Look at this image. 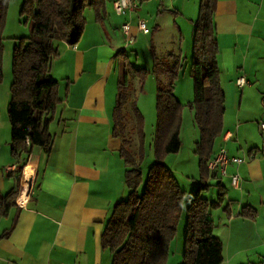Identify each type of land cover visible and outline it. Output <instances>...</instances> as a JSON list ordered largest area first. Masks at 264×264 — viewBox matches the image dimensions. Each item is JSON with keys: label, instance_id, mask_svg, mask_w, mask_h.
I'll return each mask as SVG.
<instances>
[{"label": "crops", "instance_id": "obj_1", "mask_svg": "<svg viewBox=\"0 0 264 264\" xmlns=\"http://www.w3.org/2000/svg\"><path fill=\"white\" fill-rule=\"evenodd\" d=\"M155 1L157 7L151 4L153 0H140L136 12L128 17L115 14L112 0H108L101 19H96L93 9L92 15L83 13L84 31L74 46L60 42L51 65L61 98L50 114L51 150L33 146L16 156L11 148L7 160L0 151V200L12 190L17 192L15 200L0 203V264H111V254L101 246V234L114 204L129 192L120 138L112 131L118 84L129 70L128 61H119L124 50L121 24L130 19V33L137 43L148 34L137 30L138 18L155 14L157 30L159 19L173 10L184 17L186 10L187 0ZM199 2L193 0L194 13L187 17L192 26ZM214 22L224 103L228 99L233 108L237 106V116L243 121L234 131L226 123L224 111L223 133L211 158L223 145L229 156L244 158L240 164L229 163L225 175L214 173L224 176L217 181L226 193L221 224L214 234L224 244L221 264H244L252 262L251 258L259 264L264 259V141L258 145L255 135L264 132L260 126L264 123L260 119L264 85L246 60L255 47L264 49V0H217ZM220 23H226L230 33L223 45L218 35L224 28ZM240 52L246 54L242 63L236 60ZM172 55L176 54H167L175 61ZM241 75L248 82L242 89L236 85ZM252 102L262 112L244 110ZM11 166L15 168L8 171ZM27 169L31 180L26 187ZM232 174L239 176L236 186Z\"/></svg>", "mask_w": 264, "mask_h": 264}, {"label": "trees", "instance_id": "obj_2", "mask_svg": "<svg viewBox=\"0 0 264 264\" xmlns=\"http://www.w3.org/2000/svg\"><path fill=\"white\" fill-rule=\"evenodd\" d=\"M108 0H23L22 11L31 20V32L15 46L12 57V82L7 115L10 124L11 148L14 155L28 153L33 146L49 152L53 135L48 129L50 114L60 103L59 82L51 74L52 60L58 55L57 46L65 42L74 46L84 27L86 8L93 9L101 19ZM217 0H200L194 22L191 76L194 97L189 103L199 130L195 143L198 156L199 181L189 203L184 208L186 191L164 163L166 155L177 153L181 147L180 128L184 104L174 95V81L183 67L180 55H172L175 62L169 67V81L157 82V126L154 139V162L144 178L141 169L145 149L143 118L135 100L131 108L135 115L136 152L131 151L125 136L126 123L123 104L131 90L125 72L118 84L116 104L112 112L113 135L120 138L127 198L117 201L101 234V246L111 254V264H167L170 244L176 235L177 224L186 213L182 264H221L223 243L214 234L215 225L210 211L222 205L223 186L218 182V201L201 195L215 177L208 168L217 139L223 133L224 91L220 85L218 68V40L214 14ZM9 0H0V83L2 81L3 30ZM139 82L146 70L135 69ZM28 141V143H27ZM12 190L4 200H15ZM242 211V215H245Z\"/></svg>", "mask_w": 264, "mask_h": 264}, {"label": "rangeland", "instance_id": "obj_3", "mask_svg": "<svg viewBox=\"0 0 264 264\" xmlns=\"http://www.w3.org/2000/svg\"><path fill=\"white\" fill-rule=\"evenodd\" d=\"M199 1L200 0H198V2ZM22 4L23 0H9L6 22L3 30V76L0 83V151L5 153L6 156H4L3 159L6 157V160L9 158L11 149V145L9 146L10 124L7 115V105L10 98V85L12 82L13 50L15 46L19 45L23 38L28 37L31 32V20L28 14L22 11ZM151 4L153 6L156 4L157 7V1L153 0ZM192 5L193 0L186 1L184 17L175 14V10L172 9L173 12H170V15L159 19L161 25L157 30H155L157 25L156 15L153 14L149 17L143 16L142 19L150 29V33L143 37L140 36L137 43H131V45L128 44L126 46L125 42H122L121 47H124V50L120 51L121 59L119 58V61L126 60L129 62L127 78L130 80V83H132L131 90L127 94L122 110L126 123L125 136L130 142L132 152H136L137 149V137L134 129L135 115L130 105L132 97L143 118L146 154L141 164V169L145 178L149 166L155 160L154 139L157 126V82L160 80L164 84H167L169 81L168 70L175 61L170 60L167 54L175 53L176 55L179 54L181 57L183 67L174 81V95L178 101L185 105L182 112L180 128L181 147L177 153L166 155L164 163L172 170L174 177L186 191L184 208H186L189 203L193 189L199 181L198 156L195 153V143L199 139V130L194 121V110L189 105L194 97V82L190 74L194 25H190L187 18L194 13V7ZM198 9L199 5L195 6L196 16H198ZM92 14V9L88 8L84 10L85 16ZM220 27H222L223 30H219L218 35L220 43L223 45L229 40L228 37L230 33L227 30L226 23H220ZM59 44L57 49L60 48L63 43ZM245 58L246 54L243 55L242 52L236 56V60L238 59L239 63H242ZM246 62L248 65L253 66L255 73L257 72L256 76L259 84L264 85V49L255 47L254 51L248 55ZM135 69L140 71L145 69L147 71L143 82H139V74ZM262 89H264V86H262ZM236 92H238L239 95L240 91L236 90ZM224 106L226 123H231L232 129L236 131V125L241 122V120L243 121L242 118L237 116L238 108L237 106L233 108L231 101L228 99L225 101ZM261 107H264V105ZM261 107L259 108L260 111ZM259 109L257 105H254L252 102L250 107L244 110L250 113H256ZM260 117L261 121L264 122V115ZM255 139L258 145H261V142L264 141V132H258L257 135H255ZM223 146L225 147V145ZM3 167L4 166H1V169H3ZM223 177L224 176L218 174L212 178L213 181L208 183L207 188L201 192V195L210 201H218L220 188L217 183L220 181H217V178ZM222 191L225 195V188H223ZM222 210L223 208L219 206L210 211V218L213 220L215 228L217 224H221L220 219ZM185 225L186 213L184 209L177 224L176 235L170 244L167 264H182ZM260 250H262V248H260ZM250 261L252 262H245L244 264H258L257 260H253L252 258ZM259 264H264V259H262Z\"/></svg>", "mask_w": 264, "mask_h": 264}, {"label": "built area", "instance_id": "obj_4", "mask_svg": "<svg viewBox=\"0 0 264 264\" xmlns=\"http://www.w3.org/2000/svg\"><path fill=\"white\" fill-rule=\"evenodd\" d=\"M140 4V0H112V6L114 9L115 14L120 16H128L130 17L131 14L136 12L138 6ZM137 30L142 32L143 34L149 33V28L146 23L141 19L138 18L136 22ZM131 29V22L130 19H126L121 24V30L124 34V42L127 46L134 42L135 37L130 33ZM247 80L244 75L239 76L236 78V85L242 89L246 84ZM261 128H264V123H262ZM28 143V141H27ZM244 162V158L237 157V156H229L227 154V150L224 147H220L214 156L208 162V168L213 173H219L220 175L226 174V168L229 163L240 164ZM15 166L9 167L7 170L12 171ZM231 182L233 185H237L239 176L238 174H232Z\"/></svg>", "mask_w": 264, "mask_h": 264}, {"label": "bare ground", "instance_id": "obj_5", "mask_svg": "<svg viewBox=\"0 0 264 264\" xmlns=\"http://www.w3.org/2000/svg\"><path fill=\"white\" fill-rule=\"evenodd\" d=\"M26 178H25V182H26V187L27 185L29 184L30 180H31V173L29 171V169L26 170ZM25 188V187H24ZM25 192H26V189L24 190V192L21 194V198L19 199L20 202H22L25 198ZM27 193V192H26Z\"/></svg>", "mask_w": 264, "mask_h": 264}]
</instances>
